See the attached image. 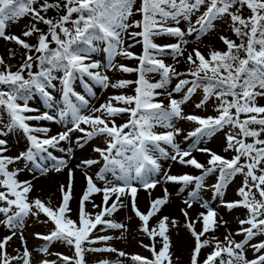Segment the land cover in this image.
<instances>
[{"label":"snow or ice","instance_id":"6c2138e0","mask_svg":"<svg viewBox=\"0 0 264 264\" xmlns=\"http://www.w3.org/2000/svg\"><path fill=\"white\" fill-rule=\"evenodd\" d=\"M37 3L38 0H0V38L25 50L22 63L15 71L0 56V109L7 115V121L0 119V137L18 129L28 141L24 151L8 156L5 155L8 141L0 138V189H3L0 190V215L4 217L0 224L11 233L0 240V264H31V252L22 232L19 236L24 245L22 254L17 250V255H9L7 245L17 235V229L23 227L24 218L41 213L54 224V229L48 234H35L36 238L46 242L39 251L52 254L48 245L55 241L72 250V255L54 253L59 264H87L88 254L103 253H116L120 258H130L134 264H173L168 235L169 217L163 216L155 226L150 225V220L168 203L167 188H164L162 197L151 199L150 190L162 182L161 176L165 183L194 184L195 188L183 203L187 209L195 203L205 209L197 214L195 220H190L188 211L181 209L186 227L195 240L190 264H200L198 258L205 247H210L211 251L203 264H264V241L252 245L257 253L254 259L248 260L244 254L245 246L253 237L264 235V139L261 138L264 134V105L257 103V97H264V0H141L135 12V0H42L39 7H34ZM202 6L205 10L192 24V15L200 12ZM245 6L250 11L247 18L240 14ZM50 9L56 11L55 17H47ZM136 13L141 15V20L131 19ZM25 16H31L34 22L27 25L21 35L6 34L9 22L15 23ZM224 16L230 17L232 31L240 43L221 36L227 50H214L207 58L197 48L187 51L190 41L186 37L195 34L199 40L202 34L214 28L216 20ZM182 20L189 21L186 31L179 26ZM40 23L47 26V32L37 26ZM33 36L37 40L35 45L24 39ZM160 36L175 38L176 42L155 43L154 37ZM125 37L132 41L126 47ZM136 43L142 44L140 55L130 50ZM101 51L105 54L106 63L93 59V54ZM8 52L9 58L15 56L12 49ZM117 56L138 63L135 67L117 64ZM167 56L174 64L165 62L164 57ZM181 58L189 65L186 72L176 70L175 65L181 62ZM34 65L39 71H33ZM109 71L135 73L137 78L113 81L107 74ZM150 73L159 74L160 79L150 82L147 78ZM184 76L191 79L180 78ZM173 78L178 79V83L167 91ZM57 79L62 83L63 106L56 114L32 108L29 99L33 92H38L49 108L55 107V97L49 89L56 86L54 81ZM76 79L82 80L89 92L95 84L103 89L117 90L134 86V94H115L108 97L106 103L93 107L84 95L74 90L72 85ZM187 85H191L187 88V95L181 100L174 98L173 93L180 92ZM200 87H203L204 97L195 107L201 108L214 96L218 101L214 109L217 115L184 114L182 105ZM157 90L166 91L167 105L157 99L165 92ZM125 114L127 121L117 124L116 118ZM176 120L196 125L184 135L185 141L191 140L186 148L176 140L183 131L175 126ZM30 121H66L65 130L49 135L50 128L32 125ZM229 126L231 131L225 133L224 151L235 152L230 159L199 146L205 138ZM156 127L166 131L157 132ZM73 132L82 134L75 141L80 148L99 136L105 138L106 144L103 148H93L99 154V160L85 159L76 165L77 168L88 169L103 161L95 179L84 172L86 187L78 201L77 220L69 215L72 212L73 169L68 168L66 159L49 150L56 149L71 158L73 148L60 145L61 142L71 144ZM249 138L251 142H247ZM162 145L169 146L171 151ZM193 151L206 153V163L198 161ZM161 158L191 166L200 170V174L172 175L162 170ZM41 159L53 161L52 169L56 172L65 168L68 171V183L60 185L62 200L56 209L46 206L39 198L30 200L32 182L17 178L23 169L9 170V165L25 161V167L32 164L44 175L49 168L38 162ZM212 174H217L216 182L211 186L213 194L220 197L237 175L244 178L242 186L237 189L240 199L221 201L229 211L238 207L247 211V217L239 221L240 228L236 232V235L244 236L241 241H236L231 232L224 241L215 236L209 239L206 235L227 223L218 220L217 211L199 197L198 190L204 187L205 178ZM109 175L112 179H108ZM141 189L150 198L146 213L138 208L137 197ZM183 190L181 187L180 191ZM94 194L102 195L101 204L95 203ZM88 203L92 204L93 210L99 211L89 212ZM129 204L141 222L139 230L152 241L151 245H142L152 253L151 258L118 250L108 243L116 237L98 234L109 230L127 231V226L117 222L114 214ZM198 222L202 224L200 230L196 228ZM176 224L174 219L171 220L173 227ZM157 243L161 245L159 249ZM58 261L44 259L40 264H58ZM97 264L112 262L101 259ZM116 264H124V260H118Z\"/></svg>","mask_w":264,"mask_h":264},{"label":"rangeland","instance_id":"374dc122","mask_svg":"<svg viewBox=\"0 0 264 264\" xmlns=\"http://www.w3.org/2000/svg\"><path fill=\"white\" fill-rule=\"evenodd\" d=\"M42 0H38V3L34 5V7H39V3H41ZM141 0H135L134 5V12L136 8H139ZM205 10V8L202 6L200 9V12L195 13L191 17V23L195 24V21L197 17ZM235 11V9H233ZM240 14L247 18L250 15V11L246 8H242L240 10ZM57 15L56 12L54 13H48L47 17H55ZM132 20H141L142 17L139 13H136L131 17ZM31 16H25L17 20L15 23L9 22L8 27L6 28V34L11 35H21L23 31H25L26 26L29 25L32 22ZM70 26V25H69ZM182 29L185 31L187 30L189 26V21L182 20L180 25ZM140 29H131V31H139ZM225 36L231 40L236 41L237 43H240V40L236 37L234 32L232 31V22L230 20V17L224 16L214 22V28L207 31L206 34H202L199 38V40L196 39V35L193 34L190 37H186L190 43L186 46L187 51H192V49L197 48L202 54L206 56V58L209 56V54L216 50V51H226V45L221 41L220 37ZM23 38V37H22ZM139 39V38H138ZM30 42H33V45L37 43V40L35 36L31 37ZM154 42L157 44H167V43H174L176 42L175 38L167 37V36H160V37H154ZM128 43H132V41L128 40L127 37H125V47ZM14 43L11 41H6L3 38H0V56H3L4 58L8 55V50L13 47ZM132 52L136 53L137 55L142 54L143 48L142 44L136 43L133 48L130 49ZM243 55V54H241ZM93 59H99L103 60L105 63L106 57L105 54L101 52H97L93 54ZM165 62L168 64H174V61L171 59L170 56L164 57ZM116 63L117 64H126L131 67H135L138 63L136 60H128L124 58L123 56H117L116 57ZM21 64V63H20ZM176 70L179 72H186L189 68V65L185 62L183 58H181V62L179 64L175 65ZM18 68V66L12 68V71H15ZM35 69V65L33 66V70ZM113 81L116 79H128V80H135L137 78V75L135 73H122L117 71H109L107 73ZM27 78V73L25 74ZM150 82H156L160 79L159 74L157 73H150L148 74V77ZM181 79H191V77L184 76L180 77ZM87 80V77L84 78ZM88 83L92 84L91 81H88ZM178 83V79L173 78L171 82L169 83L167 87V91H171L175 84ZM54 84L56 85L54 88H50L49 90L52 92V94L55 97V107L49 108L47 104L44 101V98L38 93L33 92L31 98L29 99V105L32 108H38L41 112L48 111L51 114H56L58 109L63 106V99H62V83L59 79L54 81ZM73 88L76 92L79 94H82L85 96L86 99L89 100L90 106L93 107H99L102 103H106L108 97L115 95V94H127L132 95L134 94V86H129L127 89H103L99 87L98 85L92 84V90L89 92L88 88L85 86V83L80 80L76 79L73 81ZM191 85L185 86L180 92L173 93L174 98L177 100L183 99L185 95H187V88ZM157 91H163L165 92L164 95L158 97V100H163L164 103L167 105V95L165 90H157ZM94 93V95H93ZM204 97V91L203 87L197 88L194 93H192L188 100L182 105V109L185 115L187 114H195L199 116H215L218 113L214 110L216 104L218 101L213 96L211 99L208 100V102L203 105L201 108H196L195 105L198 104ZM229 99H231L229 97ZM73 101L77 104H79V101H75V98H73ZM257 103L260 105H264V97H257ZM29 115L34 113H28ZM99 115V113H97ZM244 117L241 116V119ZM0 119H3L4 121H7V115L4 113L3 109H0ZM128 119V116L125 114L122 117L116 118L117 124H121L126 122ZM32 125L35 126H42L47 127L51 129V132L49 135H55L58 132L65 130V124L60 122H50V121H30L29 122ZM175 126L178 128H181L182 134L176 138L177 142L180 143L182 148H186L189 144H191V140L185 141L184 135L187 134L188 131L193 130L196 125L193 122H188L185 120H176L174 121ZM155 131L157 132H163L166 131V129L161 127H156ZM231 131L230 126L226 127L222 131L218 132L217 134L205 138V140L199 145L200 147H207L211 149L213 152L224 156L226 158H231L233 155H235V152L233 150H230L228 152L224 151V148L226 146L225 141V133ZM42 135V134H40ZM82 134L80 132H73L71 134V144L68 142H61L60 147L68 148L71 146L73 148V152L71 153V158H69L68 154L60 152L56 149H49L53 152V154L57 157H62L67 160L68 162V168L73 169V198L70 201V207L72 209V212L69 214L70 217L74 220L78 219V201L82 195L83 190L86 187V180L84 178V172L87 171L89 175H92L95 179V173L100 170L101 167H103V161L99 164L92 165L91 168L85 169L83 167L77 168L76 165L81 162V160L85 159H97L99 160V154L93 151V148L95 147H105V138L103 136L96 137L90 141H88L83 148H80L76 143L77 137L81 136ZM4 138L8 141V151L5 153V155L8 156H16L21 151H24L28 146V141L25 137V135L20 130H14L12 133L6 137H0ZM262 139H264V134L261 136ZM247 142H251V139ZM163 147L167 148L169 151H171L170 147L167 145H162ZM193 155L196 157L198 161L201 163H206L208 156L206 153H201L197 151H193ZM41 165L49 168V171L41 175L39 170L35 169V166L32 164H28L27 167H25L26 162L25 161H18L12 165H9V170H14L17 168L23 169L18 175V179L20 181L30 180L33 185V190L29 194L30 200H35L36 198L41 199L46 206H49L53 209L58 208L59 204L62 200V194L60 192V185L64 184L65 186L68 183V171L67 168H65L61 172H56L54 169H52V164L54 163L51 160H39L38 161ZM161 168L163 171H169L172 175H182V174H191V175H199L200 170L194 169L191 166H184L179 163L173 162L171 160L161 158L160 159ZM35 176V178H33ZM161 179V183L157 185V187L154 189L155 192L160 191V195L158 197H162L164 195V188L168 189L169 192V198L168 203L164 205L161 209V211L150 220V225L155 226L159 219L163 216L169 217V229H168V235L171 241V249L170 252L172 254L173 258V264H190V258L192 254V250L194 248L195 240L194 237H192L190 231L186 227V221L185 217L181 213V209H186L189 213V219L195 220L197 218V214L201 211H205V209H202L198 203H195L191 209H187V206L183 203L184 200L188 199V195L193 189L195 188V185H188L183 186L181 184L168 182H163L162 176L159 177ZM108 179H112L111 175L108 176ZM217 174L209 175L205 178L204 181V187L199 189V197L201 201H207L208 204L214 208L218 213V220L227 221V223L223 226H220L216 229L213 233L206 234L209 239H211L212 236H215L219 241H224V237L231 232L233 235V238L236 241H241L244 239L243 235H236V232L240 228L239 221L241 219H245L247 217V211L244 208H235L231 211L227 210L225 207L222 206L221 201H234L240 199V197L237 195V189L242 186L243 183V176L237 175L234 179H232L227 186L225 187L224 194L222 197L220 196H214L212 185L216 182ZM98 185L103 186L102 182L97 181ZM181 187L184 188L183 191H180ZM3 190V189H0ZM151 191V199H155L156 196L153 195V191ZM145 194V196H144ZM158 194V193H157ZM156 194V195H157ZM153 196V197H152ZM138 208L146 213L150 207V198L147 192H144V190H140L138 192ZM93 200L96 204H101L102 202V195L101 194H94ZM87 210L89 212L93 211H99V209L93 210L92 204L88 203L86 204ZM4 219L2 215H0V220ZM114 219L117 222L124 223L127 226V231L123 230H109L108 232L104 233H98L99 235H111L114 238L113 240L109 241V245L112 247L117 248L118 250L125 251L126 253L130 255L139 254L143 257H149L151 258L152 253L142 245H151L152 241L142 232L140 231V225L141 222L139 219L135 216V214L131 211L130 204L126 208L120 209L117 213L114 214ZM175 220L177 222L176 226L173 227L171 225V220ZM244 227H248V225H244ZM197 230H200L202 228L201 223L196 224ZM54 229V224L48 220V218L43 214H39V216H28L24 218V224L23 227L20 229H17V235L13 237L11 241H9L7 245V252L9 255H17V250L22 254L24 245L21 243V240L19 239L20 233H23L24 239L26 241L27 248L31 252V264H40V261L44 259L48 260H56L58 261V257L54 255V253H61L64 255H72V250L68 246H66L64 243L55 241L52 242L49 247V253L52 254H44L39 251L42 247L45 246L46 242L36 238V233L41 234H48L50 231ZM10 231L3 225L0 224V240H2L6 235H10ZM122 238H119L121 237ZM203 239V238H202ZM160 238L157 237V241H159ZM264 241V235H257L252 238L251 241L245 246L244 248V254L245 257L248 260L254 259L257 256V253L252 248L253 244H258L260 242ZM102 246V245H97ZM160 243L156 244L157 249L160 248ZM211 251L210 247H205L201 250V254L199 256L200 264H203V260L206 258V256ZM87 264H97V262L101 259H107L112 264H116L118 260H124V264H134L133 261H131L130 258H120L116 253H103V254H88L87 255ZM15 264V262H14ZM59 264V261H58Z\"/></svg>","mask_w":264,"mask_h":264},{"label":"trees","instance_id":"16d2710c","mask_svg":"<svg viewBox=\"0 0 264 264\" xmlns=\"http://www.w3.org/2000/svg\"><path fill=\"white\" fill-rule=\"evenodd\" d=\"M50 2H51V0H50ZM54 12H56V11L53 10V9H50V10L48 11V13H54ZM48 13H47V14H48ZM33 22H34V21H33ZM33 22H32V23H33ZM37 26H38L40 29H42L43 31L47 28V26L44 25L43 23H40V24H38ZM30 38H31V37H27V38H24V39H26L27 42H29L30 44H33V42H30V41H29ZM11 49L15 52V56L12 57V58H9V53H8V56L5 58V60H6V62H7L8 64H11V65H12V68H14V67H16V66H19L20 63H22V53H24L25 50H24L23 48H21L20 46L16 45V44H14L13 47H12ZM226 50H227V49H226ZM36 71H39V68H38V67H37V70H36Z\"/></svg>","mask_w":264,"mask_h":264},{"label":"bare ground","instance_id":"6f19581e","mask_svg":"<svg viewBox=\"0 0 264 264\" xmlns=\"http://www.w3.org/2000/svg\"><path fill=\"white\" fill-rule=\"evenodd\" d=\"M141 190H143V189H141ZM145 192V191H144ZM153 193V195H155L156 197H158L159 195H160V191L159 192H155V190L152 192ZM158 193V194H157ZM157 194V195H156ZM144 196H145V194H144ZM153 197V196H152Z\"/></svg>","mask_w":264,"mask_h":264}]
</instances>
